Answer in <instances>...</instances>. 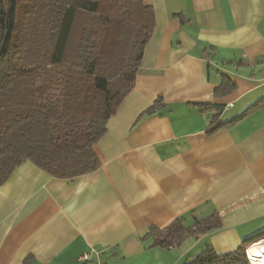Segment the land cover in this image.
I'll list each match as a JSON object with an SVG mask.
<instances>
[{"label":"crops","instance_id":"obj_1","mask_svg":"<svg viewBox=\"0 0 264 264\" xmlns=\"http://www.w3.org/2000/svg\"><path fill=\"white\" fill-rule=\"evenodd\" d=\"M145 4L156 26L94 145L100 167L61 179L18 166L0 185V264H186L264 233V0ZM225 77L234 88L215 95ZM214 212L222 227L180 246L146 237Z\"/></svg>","mask_w":264,"mask_h":264},{"label":"trees","instance_id":"obj_2","mask_svg":"<svg viewBox=\"0 0 264 264\" xmlns=\"http://www.w3.org/2000/svg\"><path fill=\"white\" fill-rule=\"evenodd\" d=\"M155 26L145 0H0V185L27 160L61 179L100 167L94 145L134 89ZM234 86L225 77L215 95ZM221 227L214 212L146 237L172 248ZM261 238L224 255L207 246L186 264H250L246 249Z\"/></svg>","mask_w":264,"mask_h":264},{"label":"bare ground","instance_id":"obj_3","mask_svg":"<svg viewBox=\"0 0 264 264\" xmlns=\"http://www.w3.org/2000/svg\"><path fill=\"white\" fill-rule=\"evenodd\" d=\"M259 252V255L256 253ZM251 264H264V240L254 243L249 249Z\"/></svg>","mask_w":264,"mask_h":264},{"label":"built area","instance_id":"obj_4","mask_svg":"<svg viewBox=\"0 0 264 264\" xmlns=\"http://www.w3.org/2000/svg\"><path fill=\"white\" fill-rule=\"evenodd\" d=\"M261 85L264 86V80L261 81ZM253 244H254V243H253ZM253 244H252V245H253ZM249 249H250V247L246 249V255H247L248 259H250V256H249ZM82 258H83V260H88V259L90 258V256H89L88 253H84V254L82 255ZM250 262H251V261H250ZM96 264H103V263H102V262H97Z\"/></svg>","mask_w":264,"mask_h":264},{"label":"rangeland","instance_id":"obj_5","mask_svg":"<svg viewBox=\"0 0 264 264\" xmlns=\"http://www.w3.org/2000/svg\"><path fill=\"white\" fill-rule=\"evenodd\" d=\"M263 240H264V239H263ZM263 240H262V238H261V240H258V241H256L255 243H257V242H261V241H263ZM251 246H252V245H250L249 247H251ZM249 247H248V248H249ZM248 260H249V259H248ZM249 262H250V260H249ZM250 264H251V262H250Z\"/></svg>","mask_w":264,"mask_h":264},{"label":"snow or ice","instance_id":"obj_6","mask_svg":"<svg viewBox=\"0 0 264 264\" xmlns=\"http://www.w3.org/2000/svg\"><path fill=\"white\" fill-rule=\"evenodd\" d=\"M256 254L259 255V252H257Z\"/></svg>","mask_w":264,"mask_h":264}]
</instances>
